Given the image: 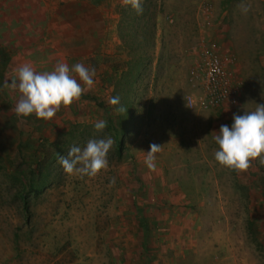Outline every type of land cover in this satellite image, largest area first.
Returning <instances> with one entry per match:
<instances>
[{
  "label": "rangeland",
  "instance_id": "374dc122",
  "mask_svg": "<svg viewBox=\"0 0 264 264\" xmlns=\"http://www.w3.org/2000/svg\"><path fill=\"white\" fill-rule=\"evenodd\" d=\"M103 1L116 21L80 62L96 70L91 90L49 121L17 116L14 97L2 96L0 264H264V166L222 167L213 139L264 104V0H145L138 16ZM206 50L238 78L234 105L186 104L199 96ZM107 136L106 170L64 172L58 156ZM153 143L154 171L144 163Z\"/></svg>",
  "mask_w": 264,
  "mask_h": 264
},
{
  "label": "clouds",
  "instance_id": "9594fccd",
  "mask_svg": "<svg viewBox=\"0 0 264 264\" xmlns=\"http://www.w3.org/2000/svg\"><path fill=\"white\" fill-rule=\"evenodd\" d=\"M122 5L131 6L137 14L143 13L142 0H122ZM239 8L247 14L251 5L242 3ZM15 73L11 83L5 81L4 88L20 94L14 107L16 115L28 117L34 114L38 119L49 121L61 107H70L94 87L96 70L83 63L70 67L59 62L51 71H36L30 64H21ZM109 103L118 113H126L119 96L110 97ZM106 126L107 121L103 119L94 123L96 132H103ZM215 133L213 139L218 149L214 158L222 167L243 173L252 167L253 161L258 160L264 166V104H256L254 110L245 109L242 115L234 114L231 126L221 125ZM113 144L111 136L90 139L84 147H70L66 156H58V163L69 176L94 178L109 167L108 154ZM161 148L155 143L150 145L144 159L149 170H155L156 154ZM115 183L116 178L112 177L109 186Z\"/></svg>",
  "mask_w": 264,
  "mask_h": 264
},
{
  "label": "crops",
  "instance_id": "0c3cea01",
  "mask_svg": "<svg viewBox=\"0 0 264 264\" xmlns=\"http://www.w3.org/2000/svg\"><path fill=\"white\" fill-rule=\"evenodd\" d=\"M104 4L103 0H0V149L2 96H13L17 103L20 95L4 88L5 81L11 83L21 64L51 71L59 62L71 67L91 57L102 44L108 25L116 21L110 10L100 6Z\"/></svg>",
  "mask_w": 264,
  "mask_h": 264
},
{
  "label": "built area",
  "instance_id": "2783aa9c",
  "mask_svg": "<svg viewBox=\"0 0 264 264\" xmlns=\"http://www.w3.org/2000/svg\"><path fill=\"white\" fill-rule=\"evenodd\" d=\"M199 77V96L194 101L187 97L186 104L191 108L199 105L202 109L234 105L239 92V80L231 73L214 52L206 50L202 54Z\"/></svg>",
  "mask_w": 264,
  "mask_h": 264
},
{
  "label": "trees",
  "instance_id": "16d2710c",
  "mask_svg": "<svg viewBox=\"0 0 264 264\" xmlns=\"http://www.w3.org/2000/svg\"><path fill=\"white\" fill-rule=\"evenodd\" d=\"M144 1L145 0H142V4H144ZM142 7H143V5H142ZM135 14H136V16H138L139 14H137V12L135 11ZM143 14V13H142ZM145 15V14H144ZM145 17V16H144ZM114 131H115V133L116 134H118L119 135V131H118V129L116 128V127H114ZM117 143V146L118 147H120L121 146V142L120 141H118V142H116ZM19 146V145H18ZM17 153L19 154L20 152V148H18L17 150ZM25 166V165H24ZM29 189H28V191H31L32 190V188H33V173L31 172V176H30V179H29ZM23 210L24 211H27V205H26V202L23 200Z\"/></svg>",
  "mask_w": 264,
  "mask_h": 264
}]
</instances>
